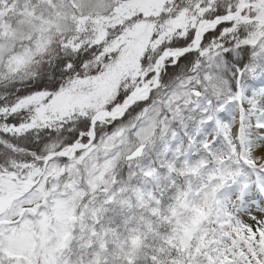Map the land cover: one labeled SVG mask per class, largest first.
Instances as JSON below:
<instances>
[{"label": "snow or ice", "instance_id": "1", "mask_svg": "<svg viewBox=\"0 0 264 264\" xmlns=\"http://www.w3.org/2000/svg\"><path fill=\"white\" fill-rule=\"evenodd\" d=\"M0 264H264V0H0Z\"/></svg>", "mask_w": 264, "mask_h": 264}]
</instances>
